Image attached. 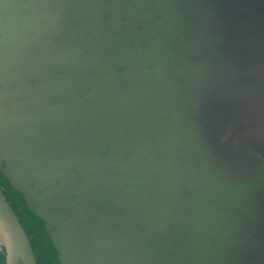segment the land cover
<instances>
[{
	"label": "water",
	"instance_id": "obj_1",
	"mask_svg": "<svg viewBox=\"0 0 264 264\" xmlns=\"http://www.w3.org/2000/svg\"><path fill=\"white\" fill-rule=\"evenodd\" d=\"M263 3L0 0V171L62 264H224L226 229L254 250ZM0 234L7 264H36L1 188Z\"/></svg>",
	"mask_w": 264,
	"mask_h": 264
},
{
	"label": "flooded vegetation",
	"instance_id": "obj_2",
	"mask_svg": "<svg viewBox=\"0 0 264 264\" xmlns=\"http://www.w3.org/2000/svg\"><path fill=\"white\" fill-rule=\"evenodd\" d=\"M261 9L264 10V3L262 4L261 6ZM257 24H258V19H257ZM259 57H263L264 59V52H259V55L258 53L257 54H254L253 55V58H256L255 59V62L258 61V63H264L262 62L261 60H259ZM259 65V64H258ZM264 65V64H263ZM264 157V156H263ZM262 166L264 167V165L262 164ZM3 175V174H2ZM4 177V175H3ZM5 178V177H4ZM6 180V185L8 186V188H10L11 190H13L14 192L18 193L19 196L22 198L23 202L25 203L22 195L17 192L16 190H14L11 185L9 184V182L7 181V179L5 178ZM6 185H2L0 183V188L1 190L3 191V193L5 194L7 200L9 201V203L11 204L12 208L14 209L15 213L17 214V217L19 218L28 238H29V241H30V244H31V247H32V250H33V253H34V256H35V261H36V264H62L60 258H59V254H58V251L57 249L53 248L52 246V239L45 227V223L44 221L38 216L36 215V213H34L33 211H31L29 208V211L31 213V216L35 217L36 219H38V224L40 223L42 225V236L44 237L45 239V248L42 252L39 253V255L36 253V250H35V247H34V244L32 242V239L28 233V231L26 230L23 222L21 221L15 207L13 206V204L11 203L10 199L8 198V196L6 195ZM26 204V203H25ZM27 205V204H26ZM28 207V206H27ZM235 234L233 233V230H225V233H223V241L225 242V245H224V248H223V258H224V264H252L254 263L255 261H258L257 257H259V254H260V247L264 246V231L262 232V234H251L250 237L248 238V242H250L251 244L249 245L250 247H254V250L252 251H249L248 248L246 249V251L244 252H240L236 249V244H235V240L238 239H241L243 237V234L240 236V238L238 236H234ZM240 235V234H238ZM244 239V238H243ZM241 239V240H243ZM255 242V244L253 243ZM260 243V245L258 243ZM253 243V244H252ZM54 245V244H53ZM236 249V250H234ZM256 251V252H254ZM211 254L212 252L209 253V255L207 256L208 257V260H207V263L211 264L214 263L216 264V262L212 259L211 257ZM229 258V259H227ZM0 264H7V252H6V246H5V242H4V239L2 237V235L0 234ZM17 264H23V262L18 259V262Z\"/></svg>",
	"mask_w": 264,
	"mask_h": 264
},
{
	"label": "rangeland",
	"instance_id": "obj_3",
	"mask_svg": "<svg viewBox=\"0 0 264 264\" xmlns=\"http://www.w3.org/2000/svg\"><path fill=\"white\" fill-rule=\"evenodd\" d=\"M257 53L259 55V52H257ZM259 60L264 62L263 57H259ZM232 123H234V122H232ZM236 127L239 130V132L241 133V136L243 138L244 134H243L241 126L236 125ZM244 139L245 138H243V140ZM245 142H246L248 147H246V145H243V146L250 153L254 154L258 158L264 156V153L256 151L257 148L254 147L251 143H249L248 141H245ZM260 160L262 161V164L264 165V159L260 158ZM243 167H246V168H243ZM234 169L236 171H238L240 175L243 174L242 172L247 173V171H248V173H249V171H251V170L253 171L254 170L252 168V166L247 167V166H243L242 164H239V163L236 164ZM263 174H264V167H263ZM249 180L251 181V179H249ZM0 183L2 185H6V180L3 177L1 171H0ZM5 192H6V195L8 196V198L10 199L11 203L15 207V209H16L21 221L23 222L26 230L28 231V233H29V235H30V237L32 239V242L34 244L36 253L39 255V253L42 252L44 250V248H45V239L42 236L43 235L42 234L43 231L41 229L42 225L40 223L38 224V221H37L38 219H36L35 217L31 216V213H30L29 209L26 207V205L24 204L22 198L19 196L18 193L14 192L10 188H8L7 185H6V191ZM261 195H262L261 199H262V201L264 203V189L262 190ZM263 223H264V220H263ZM183 253H184V256L186 258V261H184L183 263L176 262L175 264H201V263L206 264L204 262H201L200 259H197L196 256L193 253L186 252L184 249H183ZM207 264H209V263H207Z\"/></svg>",
	"mask_w": 264,
	"mask_h": 264
},
{
	"label": "trees",
	"instance_id": "obj_4",
	"mask_svg": "<svg viewBox=\"0 0 264 264\" xmlns=\"http://www.w3.org/2000/svg\"><path fill=\"white\" fill-rule=\"evenodd\" d=\"M25 204V203H24ZM26 205V204H25ZM26 207H27V205H26ZM28 208V207H27ZM53 242V241H52ZM52 246H53V248H54V245H53V243H52Z\"/></svg>",
	"mask_w": 264,
	"mask_h": 264
}]
</instances>
